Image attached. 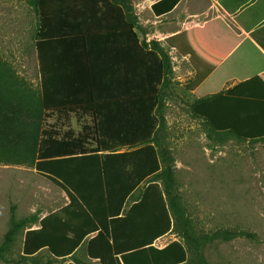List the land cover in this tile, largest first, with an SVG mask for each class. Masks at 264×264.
Here are the masks:
<instances>
[{"label":"trees","instance_id":"1","mask_svg":"<svg viewBox=\"0 0 264 264\" xmlns=\"http://www.w3.org/2000/svg\"><path fill=\"white\" fill-rule=\"evenodd\" d=\"M177 2L159 0L152 10L161 15ZM27 3L38 19L40 86L25 80V127L17 141L1 144L0 156L18 155L69 202L42 219L17 218L11 205L0 258L24 233L22 258L46 250L55 260L85 264L76 256L82 250L98 264L185 263L181 240L155 245L174 228L183 227L185 238L181 221L190 226L173 156L157 136L161 86L174 75L169 48L139 39L130 0ZM191 107L209 137L264 141L260 130L243 128L222 93L196 98Z\"/></svg>","mask_w":264,"mask_h":264},{"label":"rangeland","instance_id":"2","mask_svg":"<svg viewBox=\"0 0 264 264\" xmlns=\"http://www.w3.org/2000/svg\"><path fill=\"white\" fill-rule=\"evenodd\" d=\"M28 0H9L10 36L17 22L19 36L24 42V76L34 89L40 85L39 61L35 48L37 16ZM137 15L136 30L139 39L149 42L159 36L160 26L154 22L143 0H130ZM16 26V25H15ZM178 68L173 78L161 86L158 116V140L173 156V165L187 212L181 226L187 230L172 229L157 239L155 245L181 240L187 249L183 264H264V141L217 140L209 137L204 122L192 115L194 97L184 84L185 67L173 61ZM187 77V76H186ZM200 94V93H199ZM77 132L80 126L71 119ZM8 176L0 172V243L8 229L10 206L3 189ZM60 192V191H59ZM140 193L134 192L132 198ZM34 201H37L34 199ZM15 210L17 218L37 213ZM39 218V217H38ZM37 227L33 224L32 228ZM24 233H20L9 250L0 258V264H69L71 258L53 259L46 250L32 257L22 258ZM82 250L77 257L85 264Z\"/></svg>","mask_w":264,"mask_h":264},{"label":"crops","instance_id":"3","mask_svg":"<svg viewBox=\"0 0 264 264\" xmlns=\"http://www.w3.org/2000/svg\"><path fill=\"white\" fill-rule=\"evenodd\" d=\"M157 1L143 0L160 26L156 40L169 48L172 61L184 64L188 92L194 99L222 93L243 128L264 135V0H178L171 11L155 15ZM8 22L9 0H0V146L17 141L25 127L24 42L17 22L10 36ZM0 172L8 176L2 191L15 210L42 219L69 202L16 154L0 156Z\"/></svg>","mask_w":264,"mask_h":264}]
</instances>
